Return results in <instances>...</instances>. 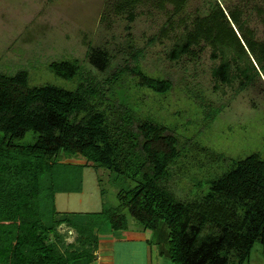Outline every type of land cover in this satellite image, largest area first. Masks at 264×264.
<instances>
[{"label":"trees","instance_id":"trees-1","mask_svg":"<svg viewBox=\"0 0 264 264\" xmlns=\"http://www.w3.org/2000/svg\"><path fill=\"white\" fill-rule=\"evenodd\" d=\"M150 1L162 10L170 5L175 15L190 0H107L105 9L133 20ZM221 3L210 0L207 10L177 35L168 54L178 59L205 43L220 59L214 78L228 83L239 79L245 88L264 73V40L245 27L238 11L227 13ZM172 18L165 25L174 31ZM161 33L168 34V29L164 26ZM126 52L115 64L107 48L91 47L89 62L106 73L103 79L91 70L82 72L81 64L73 61H52L49 68L55 75H80L74 89L29 86L24 69L13 75L0 72V263L82 264L86 259L94 264L98 232L106 221L116 231H151L148 243L157 247L159 257L175 264H228L233 256L244 264L255 241L264 245V159L258 153L242 159L217 155L230 168L211 182L207 193L191 201L175 198L168 183L182 156L180 134L143 116L141 104L130 103L124 93L132 84L133 90L166 95L174 89V79L145 72L143 49L129 42ZM60 158H84L108 170L119 189V204L107 205L101 187L100 211L58 212L56 193L81 192L87 166ZM16 178L22 191L12 183ZM41 196L40 209L36 201ZM66 214L73 219L54 217ZM63 222L79 233L81 247L75 251L62 252L58 245L63 238L55 226ZM49 231L56 241L47 240Z\"/></svg>","mask_w":264,"mask_h":264},{"label":"rangeland","instance_id":"rangeland-1","mask_svg":"<svg viewBox=\"0 0 264 264\" xmlns=\"http://www.w3.org/2000/svg\"><path fill=\"white\" fill-rule=\"evenodd\" d=\"M106 1L0 0V72L13 75L24 69L29 72V86L52 84L74 89L80 75L73 79L59 77L49 68L52 61H73L79 66L81 64L82 72L91 70L98 79H103L106 73L89 62L91 47L107 48L113 63L119 64L127 57L126 46L130 42L143 49L141 66L145 72L154 77L168 75L174 79V89L166 95L145 89L133 90L132 84L124 89V93L130 103L141 104L143 116L171 125L180 134L182 156L172 167V178L168 183L175 198L191 201L207 193L211 182L230 168V162H220L217 155L242 159L258 153L264 159V73L245 88L240 87L239 79L229 83L216 80L212 71L220 59L212 56L211 48L205 43L178 59L169 57L177 35L185 25L191 24L193 18L207 10L210 0H190L175 15L170 5L162 10L152 1L146 2L136 11L133 20L127 14L114 13L112 8L106 10ZM221 2L227 13L239 12L245 27L253 31L257 40H264V0ZM105 13L106 18L103 17ZM172 16L174 31L165 25ZM164 26L168 34L161 33ZM214 109L218 111L214 112ZM60 161L87 166L83 170L80 193H56L55 208L58 212L100 211L101 187L106 190L104 199L107 205L119 204V189L108 170L94 167L84 158H60ZM19 181L16 178V183H12L22 191ZM44 196L36 201L39 203L37 208L44 205ZM26 199L24 197V202ZM35 214L40 216L38 212ZM54 217L73 219L69 214ZM106 224L109 225L108 221L99 231L105 233ZM12 227L13 232L18 233V228ZM129 229V233L136 232ZM55 230L63 238L58 242L62 252L81 247L76 228L63 222L55 226ZM131 239H127L131 241L128 244L118 240L105 241L102 243L105 254L98 245L94 264H100L101 257L110 254V250H113L117 264H145L149 258L148 244ZM47 240L56 241L53 231L48 232ZM157 258L153 259V264H175L159 255ZM82 262L86 264V259ZM228 264H238L237 258L231 257ZM244 264H264V245L260 241H255Z\"/></svg>","mask_w":264,"mask_h":264},{"label":"crops","instance_id":"crops-1","mask_svg":"<svg viewBox=\"0 0 264 264\" xmlns=\"http://www.w3.org/2000/svg\"><path fill=\"white\" fill-rule=\"evenodd\" d=\"M77 193H80V192H77ZM105 233L102 232V230H100L98 232V235H99V249L103 251V254L104 253V250L102 248V243H104L105 241H110V242H114V241H123L125 243H130L131 241H128L127 239L129 238H132L131 240H134L133 242H136V241H141L143 244H148L147 247H148V259L147 261L145 262V264H153V259L157 260L158 258V253H157V247L155 245H150L148 243V240L151 238V231H144L142 232L141 235H139L137 232H134V233H129L128 231H123V230H113L111 229L110 227V224L107 225L106 224V228H105ZM106 233H110V237H108L109 235L106 234ZM106 238H110V239H106ZM107 252V250H106ZM110 254L108 255H103L101 257V263L100 264H117L116 263V259L113 255V250H110L109 252ZM161 259H163L162 257H160Z\"/></svg>","mask_w":264,"mask_h":264}]
</instances>
